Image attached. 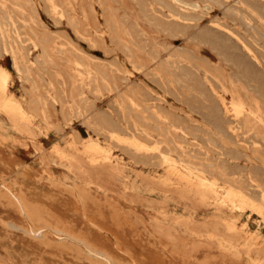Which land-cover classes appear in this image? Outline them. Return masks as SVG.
<instances>
[{"label":"rangeland","instance_id":"obj_1","mask_svg":"<svg viewBox=\"0 0 264 264\" xmlns=\"http://www.w3.org/2000/svg\"><path fill=\"white\" fill-rule=\"evenodd\" d=\"M0 2V264H264V211L221 201L264 188V125L215 121L183 74L238 73L219 35L264 81V0ZM172 156L213 169L214 190L172 177Z\"/></svg>","mask_w":264,"mask_h":264},{"label":"bare ground","instance_id":"obj_2","mask_svg":"<svg viewBox=\"0 0 264 264\" xmlns=\"http://www.w3.org/2000/svg\"><path fill=\"white\" fill-rule=\"evenodd\" d=\"M50 1V0H49ZM173 1V0H172ZM177 2V1H176ZM1 3V2H0ZM49 3V2H48ZM2 4V3H1ZM0 4V5H1ZM51 4V3H50ZM54 4V3H53ZM178 4V3H177ZM6 4H3L2 6H5ZM52 5V4H51ZM191 5V4H190ZM153 7V6H152ZM151 7V8H152ZM1 8V7H0ZM5 8V7H3ZM193 9V8H192ZM54 10V8H53ZM59 10V9H58ZM57 10V11H58ZM186 10V9H185ZM3 11V9H2ZM3 13V12H2ZM57 13V12H56ZM63 13V11H62ZM60 13V14H62ZM13 14V12H12ZM15 15V14H14ZM4 16V15H3ZM16 16V15H15ZM17 17V16H16ZM56 17V16H55ZM63 17V16H62ZM178 17V16H175ZM60 18V17H59ZM166 18V17H165ZM175 19V18H174ZM19 20V19H18ZM12 21V19H11ZM24 22V21H23ZM179 22V21H178ZM14 23V22H13ZM20 23V22H19ZM176 23V22H175ZM23 24V23H22ZM28 24V23H27ZM177 25V24H175ZM11 26V25H10ZM9 26V27H10ZM5 27V26H4ZM169 27V26H168ZM178 27V26H177ZM6 28V27H5ZM11 28V27H10ZM16 29V28H15ZM219 29V28H218ZM173 30V29H172ZM177 30V29H176ZM9 31V30H8ZM210 31V30H209ZM16 32V31H15ZM177 32V31H176ZM227 32V31H226ZM8 33V32H7ZM174 33V31H173ZM18 34V33H17ZM179 34V33H178ZM200 34V33H199ZM25 35V34H24ZM183 35V34H182ZM11 36V35H10ZM9 36V37H10ZM22 37V35H20ZM26 36V35H25ZM2 37V36H1ZM0 37V38H1ZM8 38V36L6 37ZM23 38V37H22ZM26 38V37H25ZM29 38V37H28ZM31 38V37H30ZM198 38V37H197ZM238 38V37H237ZM17 39V38H16ZM20 40V39H18ZM212 40L214 43V47L216 49H218L220 55H222L224 57L225 61H230L232 62L238 70V73L232 74L231 72H228L226 69L224 71H221V74L218 75L217 73L214 72V70H212L211 67L209 66H205V65H197L195 64V60L194 63L191 60H187L185 58V61L188 65V67L186 68L185 72L183 73L184 76L187 78V80L193 81L194 85H196L198 92L201 96L204 97V95L208 98V93L211 95V97H213L215 99V101L211 102L209 105L210 108V113L211 116L213 117V119L215 121H219L221 119L222 114H224V116L226 117V119L231 118V120L234 121H241V120H245L247 124H249L250 128L254 130L255 129V125H257L258 123H263L264 125V119L262 117V106H261V102L260 97L264 98V81L262 80L261 76L259 75L258 71L251 65V63H249L242 55H238L235 52L232 51V47L229 43V41L227 39H225L222 36H212ZM35 41V40H34ZM33 41V42H34ZM29 43V42H28ZM15 44V43H14ZM36 44V43H35ZM40 44V43H39ZM25 44H22V46ZM57 45V44H56ZM27 46V45H26ZM37 46V45H36ZM24 47V46H23ZM20 49V46L18 47ZM245 48V47H244ZM3 49V48H2ZM11 49V48H9ZM8 49V50H9ZM16 49V48H15ZM42 49V48H41ZM78 49V48H77ZM247 50V53L253 57L254 54H252V51L249 48H245ZM7 50V51H8ZM12 50V49H11ZM55 50V49H54ZM53 50V51H54ZM5 51V50H4ZM23 51V50H22ZM25 51V50H24ZM23 51V52H24ZM45 51V50H44ZM77 51V50H76ZM20 52V51H19ZM17 53V52H16ZM26 53V52H25ZM21 54V53H20ZM183 54V53H182ZM1 55V54H0ZM24 55V54H23ZM21 55V57L23 56ZM41 56L43 54H40ZM3 56V55H2ZM11 56V55H10ZM13 56V55H12ZM16 56V55H15ZM25 56V55H24ZM185 56V54H184ZM20 57V56H19ZM28 57H30L28 55ZM35 57V56H34ZM50 57V56H48ZM90 57V56H89ZM156 57V56H155ZM180 57V56H179ZM14 58V57H13ZM18 58V57H17ZM182 58V57H181ZM20 59V58H19ZM24 59V58H23ZM35 59V58H34ZM37 59V58H36ZM49 59V58H48ZM184 59V57H183ZM179 60L180 62L184 61V60ZM51 60V59H50ZM156 60V59H153ZM177 60V58H176ZM22 61V60H21ZM31 61V60H29ZM48 61V60H47ZM47 61H42V62H46ZM14 62V61H13ZM20 62V61H19ZM49 62V61H48ZM51 62V61H50ZM32 63V62H31ZM37 63V60H36ZM69 63V62H68ZM76 63V62H75ZM78 63V62H77ZM35 64V63H34ZM23 65V64H22ZM30 65V64H29ZM33 65V64H32ZM40 65V64H39ZM38 65V66H39ZM2 66V65H1ZM14 66V65H13ZM20 66V65H19ZM35 66V65H34ZM79 66V65H78ZM84 67H86L85 65H82ZM82 66L80 65V67L82 68ZM175 66V65H174ZM16 67V66H15ZM21 67V66H20ZM25 67V66H24ZM23 67V68H24ZM32 67V66H31ZM76 67V66H75ZM4 68V67H3ZM1 69V68H0ZM5 69V68H4ZM3 69V70H4ZM17 69V67H16ZM25 69V68H24ZM29 69V68H28ZM44 69V68H43ZM175 69V68H173ZM21 70V69H20ZM23 70V69H22ZM38 70V69H37ZM233 70V69H232ZM231 70V71H232ZM8 71V70H7ZM39 71V70H38ZM217 71V70H216ZM96 72V71H95ZM57 73V72H56ZM59 73V72H58ZM57 73V74H58ZM180 73V72H179ZM178 73V74H179ZM29 74V72H28ZM182 74V73H181ZM14 75V74H13ZM12 75V76H13ZM59 75V74H58ZM84 75L81 73V76ZM90 75V74H89ZM93 75V74H91ZM90 75V76H91ZM27 76V75H26ZM60 76V75H59ZM85 76V75H84ZM88 76V75H86ZM183 76V77H184ZM31 77V75H30ZM27 78V77H26ZM32 78V77H31ZM62 78V77H61ZM77 78H81V77H77ZM182 78V77H181ZM90 79V78H89ZM88 79V80H89ZM180 79V78H179ZM243 79H247L248 80V84L244 82ZM10 80V79H9ZM12 80V79H11ZM83 80V78H82ZM87 80V79H86ZM21 81V80H20ZM77 81V80H76ZM182 81V80H181ZM180 81V83H181ZM254 82V86L255 88H252L253 84L250 82ZM79 83V81H77ZM82 82V81H81ZM93 82V80H92ZM186 82V81H185ZM33 83V81H32ZM96 83V81H95ZM187 83V82H186ZM9 84V83H8ZM51 84V83H50ZM82 84V83H81ZM80 84V85H81ZM84 84V83H83ZM178 83H176L177 85ZM240 84H246L247 85V89L244 90V92L241 90V88H239ZM98 85V84H97ZM175 85V84H173ZM185 85V84H184ZM35 86V85H34ZM73 86V85H72ZM77 86V85H76ZM82 86V85H81ZM107 86V85H106ZM110 86V85H108ZM131 86V85H130ZM7 88V77L5 75V73H0V89H6ZM191 88V87H190ZM220 88V89H219ZM35 89V87H34ZM111 89V88H110ZM7 90V89H6ZM36 90V89H35ZM189 90V89H188ZM209 90V92L207 91ZM75 91V90H74ZM191 92V91H190ZM194 92V91H193ZM64 93V92H63ZM188 93V92H187ZM82 94V92H81ZM95 94V93H94ZM137 94V93H136ZM195 94V92H194ZM227 94L230 95V99L227 98ZM142 94H140L139 96H141ZM199 95V96H200ZM200 96V98H201ZM83 97V95L81 96ZM210 97V98H211ZM10 98V96L8 97ZM34 98V97H32ZM50 98V97H49ZM141 98V97H140ZM205 98V97H204ZM7 99V98H6ZM5 99V100H6ZM53 99V98H52ZM66 99V98H65ZM82 99V98H81ZM130 99V97H129ZM54 100V99H53ZM80 100V99H79ZM122 100V99H121ZM123 101V100H122ZM131 101V100H130ZM204 101V100H203ZM8 99H7V103H8ZM156 102V101H155ZM205 102V101H204ZM210 102V101H209ZM7 103L4 102V105H7ZM88 103V102H87ZM122 103V102H121ZM129 103V102H128ZM128 103H126L125 106L128 105ZM194 103V101H193ZM3 105V106H4ZM86 105V103H85ZM131 105H135V103H130ZM143 105V104H142ZM196 105V103H195ZM66 106V105H65ZM64 106V107H65ZM119 106V103H118ZM137 106V105H136ZM140 106V105H139ZM120 107V106H119ZM133 107V106H132ZM144 107V106H143ZM147 107V106H146ZM145 107V108H146ZM2 108V107H1ZM4 108V107H3ZM2 108V109H3ZM122 108V107H121ZM134 108V107H133ZM137 108V107H135ZM148 108V107H147ZM154 108V107H153ZM193 108V107H192ZM1 109V110H2ZM138 109V108H137ZM76 110V109H75ZM139 110V109H138ZM146 110V109H145ZM3 111V110H2ZM16 111V110H15ZM126 111V110H125ZM156 111V110H155ZM159 111V109H158ZM195 111H197L195 109ZM204 111V110H202ZM4 112V111H3ZM94 112V111H93ZM142 112V110H141ZM124 113V111H123ZM126 114H128L127 112H125ZM134 113V112H133ZM80 114V113H79ZM102 114V113H101ZM138 114V113H137ZM208 114V113H207ZM90 115V114H89ZM99 115V114H98ZM136 115V114H135ZM139 115V114H138ZM22 116V115H21ZM44 116V115H43ZM83 116V115H82ZM168 116V115H167ZM210 116V115H209ZM223 116V117H224ZM124 117V116H123ZM122 117V118H123ZM142 117V116H141ZM126 118V117H125ZM137 118V117H136ZM158 118V116L156 117ZM210 118V117H209ZM73 119V118H72ZM90 119V118H89ZM92 119V118H91ZM206 119V118H205ZM24 120V119H22ZM101 120V119H100ZM140 120V119H139ZM138 120V121H139ZM168 120V117H167ZM89 121V120H88ZM91 121V120H90ZM131 121V120H130ZM133 121V120H132ZM131 121V122H132ZM162 121V119H161ZM210 121V120H209ZM123 122V121H122ZM140 122V121H139ZM166 122V121H165ZM135 123V122H134ZM231 123V122H230ZM106 124V123H105ZM110 124V123H109ZM182 124V123H181ZM208 124V123H207ZM242 124V123H241ZM171 125V124H170ZM179 125V124H177ZM234 125V124H233ZM135 126V125H134ZM172 126V125H171ZM242 126V125H241ZM255 126V127H254ZM96 127V126H95ZM182 128V126H180ZM198 127V126H197ZM226 127V126H225ZM231 127V125H230ZM238 127V126H237ZM134 128V127H133ZM162 128V127H161ZM174 128V127H173ZM227 128V127H226ZM245 128V126H244ZM110 129V128H109ZM131 129V128H130ZM168 129V128H167ZM246 129V128H245ZM248 129V130H249ZM137 130V129H135ZM142 130V129H141ZM175 130V129H174ZM181 130V129H180ZM229 130V129H228ZM227 130V131H228ZM241 130V128H240ZM132 131V130H131ZM149 131V130H147ZM176 131V130H175ZM222 131V130H219ZM234 131V130H233ZM98 132V131H97ZM137 132V131H136ZM143 132V131H142ZM182 132V131H181ZM230 132V131H229ZM237 132V130H236ZM255 132V131H253ZM103 133V132H100ZM107 133V132H106ZM129 133V132H128ZM138 133V132H137ZM183 133V132H182ZM181 133V134H182ZM111 137L114 138H120V134H118L117 132H112L111 133ZM126 134V133H125ZM143 134H145V132H143ZM142 134V135H143ZM153 134V133H151ZM237 134V133H236ZM250 134V133H249ZM147 135V134H146ZM188 135V134H187ZM109 136V135H108ZM175 136V135H174ZM186 136V134H185ZM242 136V135H241ZM255 136V135H254ZM150 137V136H149ZM223 137V136H222ZM149 139V138H148ZM153 139V138H151ZM197 139V138H196ZM113 140V139H111ZM156 140V139H155ZM264 135L261 134L259 135V133L257 134V138L253 140V143L255 145H259V144H264ZM114 141V140H113ZM125 141V140H124ZM184 141V140H183ZM163 142V141H162ZM186 142V141H185ZM150 144V143H149ZM158 144V143H157ZM122 145V144H121ZM133 145L135 146L136 149H142L144 148V146L140 145L138 142H133ZM156 145V144H155ZM128 146V145H127ZM181 146V145H180ZM184 146V145H182ZM185 147V146H184ZM191 147V146H190ZM255 147V146H253ZM128 148V147H127ZM131 148V147H129ZM128 148V149H129ZM134 148V147H132ZM156 148V147H155ZM173 148V146H172ZM177 148V147H176ZM183 148V147H182ZM175 149V146H174ZM257 149H260L257 147ZM144 150V149H143ZM261 150V149H260ZM88 151L90 153V156L92 157V161H97L101 158L102 156V149L100 148L99 145L94 144V145H90L88 147ZM137 151V150H136ZM186 151V150H184ZM144 152V151H143ZM163 152V151H162ZM176 152V151H175ZM179 152H181V150H179ZM142 153V152H141ZM158 154V153H157ZM165 154V153H164ZM163 154V155H164ZM180 154V153H179ZM142 155V154H140ZM160 155V154H159ZM168 157V156H167ZM165 158V162L168 163L169 165V169L172 172V177L178 178L179 180H182L184 182L187 183H192V185H196L197 187L206 189V190H214L215 187V182L211 181L209 178V174H212L213 169H211V171L209 169H205L203 167V165L198 164H191L189 162H184V163H180V161H177L176 159L170 158L172 159V162L168 159ZM189 157V156H188ZM185 158V157H183ZM191 159V158H190ZM91 160V159H90ZM164 163V162H163ZM198 163V160H197ZM210 163V162H209ZM163 165V164H162ZM209 165V164H208ZM206 166V165H205ZM168 170V169H167ZM251 172V171H250ZM222 174V173H221ZM242 174V173H241ZM252 174V173H251ZM218 175V174H217ZM250 175V174H249ZM220 176V175H219ZM193 177H198L200 179L199 182L197 183H193ZM232 177V176H231ZM251 179H253L251 177ZM231 182V181H230ZM254 182V180H253ZM256 183V182H255ZM258 190L257 192L254 193H245L244 190H239V189H230L227 193V196H223L221 201L226 204L227 206L231 207V208H242V207H255L260 209L262 212L264 211V188L260 187L259 184H257ZM20 202V201H19ZM237 226V225H236ZM246 226V225H245ZM251 237V236H250Z\"/></svg>","mask_w":264,"mask_h":264}]
</instances>
